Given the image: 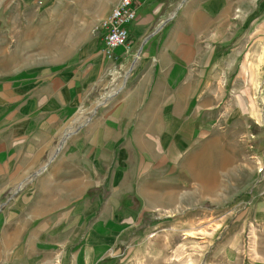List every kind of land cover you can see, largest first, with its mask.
<instances>
[{
	"label": "crops",
	"instance_id": "1",
	"mask_svg": "<svg viewBox=\"0 0 264 264\" xmlns=\"http://www.w3.org/2000/svg\"><path fill=\"white\" fill-rule=\"evenodd\" d=\"M8 1L0 264H102L140 238L139 211L175 227L223 193L264 0H137L111 57L98 25L121 0Z\"/></svg>",
	"mask_w": 264,
	"mask_h": 264
},
{
	"label": "rangeland",
	"instance_id": "2",
	"mask_svg": "<svg viewBox=\"0 0 264 264\" xmlns=\"http://www.w3.org/2000/svg\"><path fill=\"white\" fill-rule=\"evenodd\" d=\"M8 4L0 1V12L9 9ZM6 15L0 24H6ZM258 16L256 24L264 29V18ZM260 31L257 81L251 84V98L241 99L246 108L240 121V153L237 149L233 168L224 174L223 193L180 212L175 227L152 225L155 212L139 211V200L140 226L145 224L137 234L140 238L102 264H264V30ZM214 197L218 201H212Z\"/></svg>",
	"mask_w": 264,
	"mask_h": 264
},
{
	"label": "built area",
	"instance_id": "3",
	"mask_svg": "<svg viewBox=\"0 0 264 264\" xmlns=\"http://www.w3.org/2000/svg\"><path fill=\"white\" fill-rule=\"evenodd\" d=\"M137 10V0H121L110 14L101 20L98 26L103 29L102 50L108 57L113 55V49L118 45H125L126 49L130 47L126 24L136 17Z\"/></svg>",
	"mask_w": 264,
	"mask_h": 264
},
{
	"label": "trees",
	"instance_id": "4",
	"mask_svg": "<svg viewBox=\"0 0 264 264\" xmlns=\"http://www.w3.org/2000/svg\"><path fill=\"white\" fill-rule=\"evenodd\" d=\"M131 198H135V197H133V196H131V195H126V196H124L122 199H129V200H130ZM130 202H132V200H131ZM131 207H133V208H135V209H139V208H140V202H139V200L136 199V203H135V204L132 202Z\"/></svg>",
	"mask_w": 264,
	"mask_h": 264
}]
</instances>
